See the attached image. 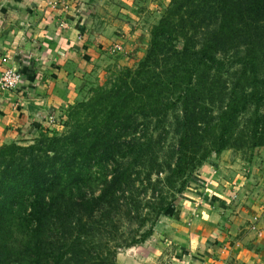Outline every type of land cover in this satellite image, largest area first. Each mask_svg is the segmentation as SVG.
Wrapping results in <instances>:
<instances>
[{"label": "rangeland", "instance_id": "374dc122", "mask_svg": "<svg viewBox=\"0 0 264 264\" xmlns=\"http://www.w3.org/2000/svg\"><path fill=\"white\" fill-rule=\"evenodd\" d=\"M180 1L172 7L173 0H83L78 12L81 28L76 41L81 50L86 48L87 51L82 50L81 56H85L80 57L78 63L81 71L77 80L72 81L75 88L61 105L62 118L55 120V115L49 113L51 118H48L47 124L35 125L20 139L11 141L28 145L42 140L46 145L48 137L55 133L65 134L67 129L70 130L67 123L65 124L69 119L68 115L72 118V123L84 118H103L115 104L119 109L121 103L115 99L104 110L102 106L83 109L77 105L83 101L98 102L111 87L116 88L128 70L136 72L142 63H147V70L141 76L151 80L153 100L159 98L162 104L157 103V114L150 118L143 116L144 111L140 114L142 106L138 100L135 99L126 106L124 104L128 121L117 134L130 143V149L135 153L139 146L137 141L140 142L143 135H152V150L145 160L144 169L149 172L152 169L154 173L157 170L163 172L159 174L160 177L153 174L151 181L145 180V175H139V178L134 176L137 180L133 186L128 185L125 187L126 192L114 194L113 204L118 205L120 211L108 207L106 200L102 201V207L96 209L93 224L97 226L94 230L100 229L95 234L101 241L96 248L106 264H111L112 261L115 264H181L178 259H172L173 251H169L170 255L167 253L169 248L165 242L154 250L150 241L142 250L135 252L134 248L153 239L157 227L167 225L166 221L159 219L171 206L157 220L152 209L157 202L155 196L166 189L164 178L168 175V164L173 161L174 149L184 128H188L186 132L190 134L195 131L187 118L197 124L198 121H204L197 128L201 127V133L209 138L213 131L219 133L220 128L217 126L216 129V124L219 125L218 119L227 106H231L233 102L235 108L246 105L237 113L235 125L226 134L229 137L226 149L218 155L211 153L197 171L209 161L214 166L223 162L220 164L223 166L220 171H228L231 169L230 163L237 160L242 166L245 165L244 162H251L256 167L264 160V84L258 86L259 102H244L246 93L254 91L256 85V82L251 81V78L246 79L244 75L245 71L252 69L253 62L258 76L264 78V0H244V4L235 10L237 14L240 8L244 10L247 19L238 22L233 31L220 36L219 47L222 44L224 46L217 52V58L221 63L210 74L203 67L194 65L190 58L181 55L183 39L179 36L171 43L160 45L152 56L149 55L152 30L164 17L172 29L179 30L182 26L190 28L191 33L198 35L197 43H201L204 35L208 33L209 25L206 20L203 21L200 10L202 8L198 6L180 9ZM194 3L198 5V0ZM169 10L174 11L171 12L173 15H169ZM246 21L249 23L245 24ZM238 30L242 32L241 36H238ZM114 46L116 51L113 50ZM245 61H249L246 66ZM258 116L260 122L257 123ZM256 128L257 135H262L258 136L262 137L260 139L254 135ZM256 140L257 145L254 144ZM134 157L135 154H130L129 161ZM91 163L94 167L92 170L97 175L99 172L107 176L111 173V164L97 166L96 158ZM210 169L216 175L213 172L215 168ZM224 175L233 177L231 171L224 172ZM198 179L192 178L181 194L188 190L192 196L197 193V188L206 189L207 185ZM191 183L197 188L192 187L191 190ZM101 187L98 181L92 188L86 187L82 192L83 198L88 200L99 195ZM109 209L111 212H108ZM152 243L154 244V240ZM183 264H187V259Z\"/></svg>", "mask_w": 264, "mask_h": 264}, {"label": "trees", "instance_id": "16d2710c", "mask_svg": "<svg viewBox=\"0 0 264 264\" xmlns=\"http://www.w3.org/2000/svg\"><path fill=\"white\" fill-rule=\"evenodd\" d=\"M177 1L173 0L172 7ZM194 1L181 0L178 3L180 9L202 8L203 21L206 20L209 25L202 42H196L198 35L191 33L190 28L182 26L179 30L172 29L164 17L152 30L149 55L152 56L160 45L171 43L179 36L183 39L181 55L190 58L194 65L203 67L210 74L221 63L217 58V52L223 45L219 47L220 36L233 31L238 22L247 19L246 12L241 8L239 14L235 13L244 0H198V5ZM169 12V15L174 13ZM237 34L241 36V30ZM248 62L245 61L244 66ZM146 66L147 63H142L136 72L128 70L116 88L111 87L98 102L78 103L79 108L102 106V110L109 108V102L113 99L121 103L119 109L115 104L103 118H84L70 123L72 118L68 115L65 124L70 130L48 137L46 145L41 140L28 145L11 142L0 146V264H106L96 248L101 242L95 234L100 229L94 230L97 226L93 224L96 209L102 207V201L106 200L108 207L120 211L118 205L113 204L114 194L126 192L128 185L133 186L137 180L134 176L139 178V175H145V180L151 181L153 174L160 177L159 174L163 172L157 170L154 173L152 169L150 172L144 169L145 160L152 150V135H143L140 142L137 141L139 146L135 153L130 149V143L117 134L128 121L125 108L128 103L135 99L141 102L140 114L144 111L143 116L149 118L157 112L158 104H162L159 98L153 100L151 80L141 76L147 70ZM244 75L246 79L251 78L256 82L254 91L246 93L244 102H259L258 86L264 84V78L258 76L254 62L252 69L245 71ZM235 107L234 102L226 107L218 119L219 125L216 124V129L217 126L220 128L219 133L213 131L209 138L201 133V127L197 128L204 121L197 124L189 119L193 125L187 118L195 131L190 134L185 127L174 149L173 161L168 164V175L164 178L167 190L155 196L157 202L152 209L155 220L177 202L208 156L211 153L218 155L226 149L229 143L226 134L235 125L237 113L246 105ZM59 118H62V113L55 120ZM257 134L258 128L254 135L262 138ZM254 144L257 145L258 141ZM130 154H135L132 161L128 159ZM94 158L97 166L111 164L109 177L99 171L97 175L92 170L91 161ZM96 181L102 186L101 194L84 199L82 192L86 187L92 188ZM127 211L130 212L129 209ZM111 264L115 263L112 261Z\"/></svg>", "mask_w": 264, "mask_h": 264}, {"label": "crops", "instance_id": "0c3cea01", "mask_svg": "<svg viewBox=\"0 0 264 264\" xmlns=\"http://www.w3.org/2000/svg\"><path fill=\"white\" fill-rule=\"evenodd\" d=\"M82 1L0 0V71L12 66L22 73L17 89H0V145L44 126L49 113H62L87 51L76 41ZM221 163L209 161L196 172L207 188L191 183L197 193L182 194L159 219L166 227L135 252L149 241L153 250L165 242L181 264H264V160L257 167L230 163L233 177L220 171Z\"/></svg>", "mask_w": 264, "mask_h": 264}, {"label": "built area", "instance_id": "2783aa9c", "mask_svg": "<svg viewBox=\"0 0 264 264\" xmlns=\"http://www.w3.org/2000/svg\"><path fill=\"white\" fill-rule=\"evenodd\" d=\"M113 50L116 51L115 46L113 47ZM21 82L22 73L15 67H8L0 72V88L14 90L21 85Z\"/></svg>", "mask_w": 264, "mask_h": 264}]
</instances>
